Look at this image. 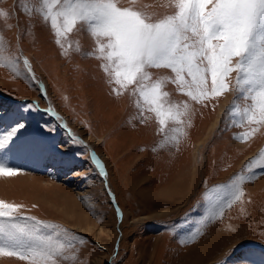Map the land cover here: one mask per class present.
Here are the masks:
<instances>
[{
  "label": "rangeland",
  "instance_id": "1",
  "mask_svg": "<svg viewBox=\"0 0 264 264\" xmlns=\"http://www.w3.org/2000/svg\"><path fill=\"white\" fill-rule=\"evenodd\" d=\"M120 6L135 7L153 18L176 11L174 0H120ZM41 7L42 0H0V13L7 14L0 15V44L10 59L19 58L20 73L0 65V133L17 122L30 123L10 151L0 150V161L20 170L13 176H0V201L20 205L14 215L34 216L85 239L69 253L76 260L60 264H186L188 252L182 250L218 232L227 239L208 244L197 264H264V184L256 183L264 179L260 174L264 169H254L256 179L242 184L240 200L226 207L222 216L201 225L210 205L222 194L212 189L248 175L247 164L264 152V124L242 120L244 108L252 101L235 91L237 73L228 77L229 90L203 103L190 100L168 82L163 89L169 93L167 99L174 104L187 102L191 111L182 117L185 135L178 145L172 146L169 139L160 147L166 137L177 135L172 131L177 125L168 120L161 130L147 103L141 101L143 111L137 108L136 86L121 89L104 72V61L87 55L96 50V41L79 24L66 34L61 48ZM23 55L32 62L35 81L23 65ZM89 60L96 76L85 69ZM149 71L152 80L173 76L169 69ZM91 96L95 103L92 99L84 102ZM29 104L39 110H26ZM48 105L63 116L71 133L87 138L100 154L116 185V191L111 182L108 188L122 209L119 222L88 148L76 141L63 143L61 137L67 131L39 108ZM203 136L197 152L196 141ZM184 163L188 165L185 171L197 164L192 193L178 202L159 200L158 188L171 176L173 180L182 177ZM117 222L122 236L115 248ZM197 227L203 234L192 239ZM0 264L31 262L0 255Z\"/></svg>",
  "mask_w": 264,
  "mask_h": 264
},
{
  "label": "snow or ice",
  "instance_id": "2",
  "mask_svg": "<svg viewBox=\"0 0 264 264\" xmlns=\"http://www.w3.org/2000/svg\"><path fill=\"white\" fill-rule=\"evenodd\" d=\"M174 3L175 13L160 18L135 7H122L120 0H42L39 11L46 21L50 20L61 48L62 40L77 24L86 29L96 41V50L87 55L104 61V72L121 89L136 86L133 92L139 97L137 108L143 111L141 101L147 103L149 110L155 112L161 130L168 120L177 125L172 129L177 135L166 137L160 147L169 139L172 146L178 145L180 137L185 135L182 117L191 111L187 102L174 104L167 99L169 93L163 89L168 82L190 100L203 103L229 90L228 77L235 71V91L243 94L245 101H252L244 108L242 120L264 124V0H174ZM24 11L30 9L25 7ZM5 53V47L0 44V65L20 75L19 58L10 59ZM23 65L35 81L26 58ZM161 68L171 70L173 76L152 80L149 69ZM40 90L46 98L43 85ZM26 110L39 109L29 104ZM46 111L67 128L52 107ZM25 128L21 121L0 133V150L10 151ZM69 135L83 144L70 130ZM90 158L100 175L106 177L99 157L93 152ZM256 168L264 169V152L247 164L248 175H238L228 184L212 189L222 194L210 205L201 225L222 216L226 207L241 199L242 184L256 179ZM19 171L0 161V176H13ZM109 195L115 202L110 190ZM19 207L0 201V255L17 256L30 260L31 264L76 260L69 253L74 252L77 244L86 242L83 237L34 216L14 215ZM117 213L122 215L118 208ZM202 234V228L197 227L191 236L195 239Z\"/></svg>",
  "mask_w": 264,
  "mask_h": 264
},
{
  "label": "bare ground",
  "instance_id": "3",
  "mask_svg": "<svg viewBox=\"0 0 264 264\" xmlns=\"http://www.w3.org/2000/svg\"><path fill=\"white\" fill-rule=\"evenodd\" d=\"M149 1V0H148ZM77 36V38L79 39V38H81L80 37V34H76ZM27 57V56H26ZM79 62V61H78ZM77 62V63H78ZM32 63V62H31ZM30 63V64H31ZM74 63V62H73ZM93 65V62L91 61V60H89V61H86V65H85V69H88V71L90 70V73L92 74V75H95L96 76V74L93 72V70L92 69H90V67ZM38 67L36 66V70L38 71V69H37ZM82 83V82H81ZM47 86H48V88H49V81H48V79H47ZM84 93V91L82 92V94ZM84 95V94H83ZM85 96V95H84ZM87 99H88V101H89V99L91 100L92 99V101H93V103H95L94 102V100H93V97L91 96L90 98H86L85 97V100H84V102H88L87 101ZM96 100H98V98L96 99ZM112 100V99H111ZM6 102V101H5ZM8 103V102H7ZM132 105H133V103H132ZM41 109H43L44 107H41V106H39ZM133 107V106H132ZM135 107V106H134ZM101 110V109H100ZM220 113V112H219ZM113 116V115H112ZM94 117L96 118V115L94 114ZM114 120V119H113ZM114 122V121H113ZM112 122V123H113ZM30 123H27V121H26V124L25 125H29ZM105 124V123H104ZM117 124V123H116ZM166 126H167V124H166ZM113 127L114 126H112V130H113ZM172 127V126H171ZM174 127V126H173ZM114 129H115V127H114ZM171 132V131H170ZM172 133V132H171ZM173 134V133H172ZM198 134V133H197ZM199 134H201V133H199ZM200 136V135H199ZM61 139H62V141H63V143H65V144H72V137H70V136H63V137H61ZM204 139V136L203 137H201V138H199V139H197V141H196V143H197V149H196V151L199 149V144L202 142V140ZM233 144H235V143H233ZM136 145H137V143H136ZM235 145H237V146H243V144H235ZM87 147V146H86ZM88 148V147H87ZM201 148V147H200ZM190 149H191V147H190ZM88 151H89V153H90V156H91V154H92V152L88 149ZM190 151V150H189ZM196 151L194 152V153H196ZM198 152V151H197ZM135 154V153H134ZM195 155L196 154H194V159H195ZM200 156V155H199ZM127 157H129V156H127ZM198 158V157H197ZM131 159V158H130ZM199 159V158H198ZM188 161V160H187ZM200 161V160H199ZM108 163H109V161H108ZM187 163V162H186ZM190 163V162H189ZM193 163H196L195 162V160H194V162ZM188 164V163H187ZM200 164V163H199ZM110 165V164H109ZM111 166V165H110ZM186 166H188V165H186L185 163L182 165V167H181V169H182V171H181V175H182V177H180V178H178L177 180H173V176H171L170 177V180H173V181H170L169 180V182H167V183H164V184H162L161 186L163 187V188H158V191L159 192H157L158 194H156V197L159 199V200H163V201H182L184 198H188L189 197V195L192 193V191H193V188H195V186H196V183H197V178H198V174L196 173V172H198V168H197V164H196V166L195 167H191V165L189 166V168H190V170L189 171H185V169H187V167ZM109 171V170H108ZM111 172V171H110ZM119 172V171H118ZM137 173H139V172H137ZM135 175H137L136 173H134ZM140 175V174H139ZM200 175V177H201V175L202 174H199ZM102 177V179H103V176H101ZM132 177V176H131ZM130 177V178H131ZM208 177V176H207ZM209 177H210V175H209ZM106 179L108 178V182H111L112 184L111 185H113V187H114V189H115V191H116V185H115V183L113 184V180H112V176L109 174V172L107 173V176L105 177ZM129 179V178H128ZM140 179V178H139ZM208 179H210V178H208ZM212 179V178H211ZM13 181V180H12ZM12 181H10V183H12ZM145 182H147L146 180H145ZM208 182V181H207ZM256 183H261V184H264V179L263 178H260L259 179V181H256ZM153 188H155V187H153ZM160 189V190H159ZM155 190V189H154ZM151 192V191H150ZM150 192H147V195L149 194V196L152 194V193H150ZM144 193V192H143ZM143 194H141V196H142ZM143 198V197H142ZM176 198H178V200H175ZM149 199V198H148ZM148 201H150V200H148ZM152 201V200H151ZM157 201V200H156ZM147 203V202H146ZM151 203V202H150ZM153 203V202H152ZM152 206V205H151ZM154 206V205H153ZM152 206V207H153ZM157 206V205H156ZM159 206V205H158ZM161 206H162V204H161ZM160 206V207H161ZM150 209V208H149ZM136 219H137V217H135ZM191 218V217H190ZM118 228L120 229V226L118 225ZM120 237H121V230H120V235H119V232H118V235H117V238H118V241L120 240ZM224 237L225 236H221V234H219V232L218 233H216L215 235H212V236H208V238L206 239V238H204L203 240H201V241H199V242H197V243H195V244H192V245H190V247H187V249L185 248V250H182V253L184 252V251H186V252H188L187 254H185V262H186V264H197V263H199L200 262V257H201V254H203L204 253V251H208V249H207V247H208V244H209V246H213V245H216V243H218V239H224ZM226 239H227V237H225ZM225 239V240H226ZM205 240V244L204 245H202V243H203V241ZM225 240H223V243H224V241ZM221 242V241H220ZM226 242V241H225ZM149 245V244H148ZM186 246V245H185ZM184 247V246H183ZM147 248V247H146ZM205 249V250H204ZM181 254V253H180ZM178 256V255H177ZM176 256V257H177ZM182 259V258H181ZM189 261H191V262H189ZM182 262H184L183 260H182ZM177 263V262H176ZM174 264H175V262H174ZM180 264V263H179ZM182 264V263H181Z\"/></svg>",
  "mask_w": 264,
  "mask_h": 264
},
{
  "label": "water",
  "instance_id": "4",
  "mask_svg": "<svg viewBox=\"0 0 264 264\" xmlns=\"http://www.w3.org/2000/svg\"><path fill=\"white\" fill-rule=\"evenodd\" d=\"M82 141H83V143H85L86 144V142H85V140H83L82 138H80ZM88 145V147H89V150L93 153L94 152V150H93V148L91 147V145L90 144H87ZM95 153V152H94ZM95 155L97 156V157H99L98 156V154H96L95 153ZM100 159V158H99ZM101 160V159H100ZM103 163V162H102ZM103 179H104V185H105V188H106V190H107V193H108V195H109V188H108V186H107V179L105 178V177H103ZM111 191V190H110ZM112 193V192H111ZM109 197H110V199H111V202L113 203V205H114V207H115V209H116V212H117V208L119 209V212L121 213V211H120V207H119V205L117 204V201L115 200V202H113V199H112V197L109 195ZM117 215H118V213H117ZM120 217H121V215H118V222H119V220H120ZM117 228H118V225H117ZM118 230H119V228H118ZM120 234V233H119Z\"/></svg>",
  "mask_w": 264,
  "mask_h": 264
}]
</instances>
